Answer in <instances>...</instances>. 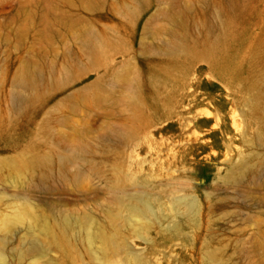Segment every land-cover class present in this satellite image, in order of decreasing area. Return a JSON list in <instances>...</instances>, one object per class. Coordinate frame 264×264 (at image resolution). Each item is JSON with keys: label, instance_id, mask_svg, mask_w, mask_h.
I'll return each mask as SVG.
<instances>
[{"label": "rangeland", "instance_id": "1", "mask_svg": "<svg viewBox=\"0 0 264 264\" xmlns=\"http://www.w3.org/2000/svg\"><path fill=\"white\" fill-rule=\"evenodd\" d=\"M0 120V264H264V0H0ZM116 172L157 219L105 247Z\"/></svg>", "mask_w": 264, "mask_h": 264}, {"label": "bare ground", "instance_id": "2", "mask_svg": "<svg viewBox=\"0 0 264 264\" xmlns=\"http://www.w3.org/2000/svg\"><path fill=\"white\" fill-rule=\"evenodd\" d=\"M96 48H98V46H96ZM213 52L218 53L216 51H213ZM188 53L190 52L188 51ZM214 53H212L213 56L212 54H210L213 59H215V56H216ZM220 67L224 71L229 69V67H226L225 65H221ZM6 128H7V125L2 120H0V133L4 134ZM122 134L124 136L125 130H123ZM29 149L30 147H25L21 152L18 153L17 156L12 157L11 159H6L7 161L4 165H6L5 167L9 168L10 170L17 171V172H28L31 175L35 177H39L40 180L44 181V180L52 179L58 174L60 175L63 174L62 173L63 169L67 165V163L71 160V158L75 156L76 157L79 156L80 153H82L85 148L82 146H77L74 148L73 152L69 156H58L56 158H53L52 155H40V154H33L31 156H28L27 153ZM55 166L57 167V172L54 171ZM124 181H125V177H123L119 172H116L115 179H114V182H115L114 189H115V194H116L115 199L118 205V214L116 218H110L107 224V229L103 231L102 234H100V238L102 239L105 247L110 246V244L113 243L117 235L118 236L121 235L122 229L117 226L118 222L121 223L120 226H123V225L125 226V222L133 223L134 220L136 222L140 221L141 223L146 224V223H151L152 222L151 220L153 218L157 219L155 211L147 195H144V194L125 195L124 194V192L122 191L123 190L122 184L124 183ZM184 207H187L189 209L184 214L187 217H190L193 215L196 209V203L193 200H189L187 198H181V199L173 198V213L169 216V218L165 220L166 221L171 220V222L174 223L173 225H175L174 227H178L176 216L179 215V212H180L179 209H182ZM125 209L128 211V214L125 213ZM124 213L126 215H124ZM158 222L160 224V227H162L163 225L162 222L161 221H158ZM55 224H56V229L54 228L55 230H54L53 237L58 243L72 246L73 240L76 242H80V243H83L85 241L92 242L93 240H95L96 236L91 232H87L85 228L80 229L79 231L80 233H75V230H74L75 228L73 224L67 218L62 217L61 219L56 220ZM5 260L6 258L4 254L0 253V263Z\"/></svg>", "mask_w": 264, "mask_h": 264}]
</instances>
